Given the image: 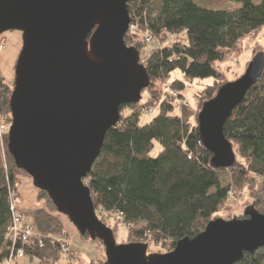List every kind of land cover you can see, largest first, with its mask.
Listing matches in <instances>:
<instances>
[{
	"label": "trees",
	"instance_id": "16d2710c",
	"mask_svg": "<svg viewBox=\"0 0 264 264\" xmlns=\"http://www.w3.org/2000/svg\"><path fill=\"white\" fill-rule=\"evenodd\" d=\"M224 1L240 4V8H219ZM127 11L130 24L138 25L134 33L139 38L135 41L134 34L126 35L128 47L139 51L146 35H163L165 39L167 34L181 32L187 42L153 49L140 60L150 79L144 91L146 102L120 107V122L106 133L100 154L83 182L96 213L120 216L129 243L146 246L147 254L150 246L168 253L178 241L203 232L230 195L240 197L245 191L249 199L245 209L252 206L264 214V70L224 124V137L235 152V163L228 169L209 166L212 155L198 142L196 113L183 109L175 114V102L163 89L166 82L184 100L181 92L189 82L210 78L212 84L196 98L199 107L211 99L226 83L216 64L236 49L239 39L264 27V0H129ZM175 71L181 78L172 79ZM11 91L0 76V117L4 121H11ZM155 102L157 114L140 124L143 110ZM155 143L159 150L152 157ZM23 174L27 175L8 153L4 133L0 138V263L10 253L6 239L11 223L9 192L19 194L15 184ZM38 198L53 207L45 192L39 191ZM18 210L31 218L36 232L65 234L63 222L53 213L44 209L22 212L20 204ZM52 211L56 212L54 207ZM243 218L242 214L239 219ZM79 237L91 242L88 236ZM50 250L27 248L26 256L54 264L60 256ZM236 264H264V248L245 253Z\"/></svg>",
	"mask_w": 264,
	"mask_h": 264
},
{
	"label": "water",
	"instance_id": "95a60500",
	"mask_svg": "<svg viewBox=\"0 0 264 264\" xmlns=\"http://www.w3.org/2000/svg\"><path fill=\"white\" fill-rule=\"evenodd\" d=\"M129 0H0V36L21 33L9 99L7 150L15 166L45 192L79 236L100 241L101 264H236L264 248V214L216 218L173 251L147 254L142 244H117L96 216L83 180L120 107L136 105L150 84L139 51L125 44ZM264 70L256 53L243 75L220 86L196 116L198 142L212 169H228L235 152L223 127Z\"/></svg>",
	"mask_w": 264,
	"mask_h": 264
},
{
	"label": "rangeland",
	"instance_id": "374dc122",
	"mask_svg": "<svg viewBox=\"0 0 264 264\" xmlns=\"http://www.w3.org/2000/svg\"><path fill=\"white\" fill-rule=\"evenodd\" d=\"M258 1V0H255ZM221 9H227V10H236L240 8V4L236 3H230L228 1H224L221 6H219ZM135 30L137 29V26L135 23L131 25ZM132 30V28H130ZM134 30V29H133ZM134 34V35H133ZM131 36L132 39L134 38L135 41L137 39L139 40L138 36H135V33L132 31L127 32V36ZM1 39H3L4 47L3 49L0 48V76L2 77L4 83L8 86V88L12 89L13 87V81H14V68L15 63L17 60V57L19 55V52L21 50L22 41H21V34L19 32H8L0 36V44L2 43ZM251 42H249L247 45H245L242 48L236 47V49L231 52L227 58L220 63H217V68L224 73V82H232L240 78L245 68L247 67L248 63L251 61L253 56L258 52L264 53V27L258 31L253 33V37H251ZM179 41V42H187L186 34L185 32L181 33H174V34H167L166 38L164 39L163 35L160 36H153V35H146L143 39V42L140 45L139 55L140 60L144 61L150 52L153 49L160 48V47H167L171 45L173 42ZM237 63V64H236ZM175 78H181L179 73L177 71L173 72L172 79ZM212 79H203V80H193L189 82L183 92H181V95L184 97V100L180 99L178 96L171 97L172 100L175 102V107L177 110L175 111V114H180L183 109L194 111L197 114L199 113L201 107H199V101L196 98V95L200 93L202 89L205 87H208L212 84ZM167 84L164 82V85ZM169 85V84H168ZM217 91V90H216ZM215 91V92H216ZM167 92V91H166ZM214 92V94H215ZM168 93V92H167ZM213 94V95H214ZM148 95L142 92V101L143 103L146 102V98ZM164 99V98H163ZM205 102V101H204ZM203 104V103H202ZM201 104V106H202ZM157 105L158 103L155 102L153 106L148 107L147 109L143 110V115L140 118V124H145L149 122L152 118V116L157 114ZM147 113H150L149 115ZM152 115V116H150ZM11 119V115L9 116ZM0 122L5 127H10L11 121H4L0 117ZM3 137V134H1L0 138ZM159 150V146L155 143L154 148L151 151V156L156 157ZM17 187L18 192L17 198H22L23 205L28 202V198L32 199V202L35 205L41 206L40 209L47 210L48 212L53 213L55 216L59 217L61 221L64 224L65 228V234L61 233H53V234H41L36 232L32 227V222L30 217H24V224L30 227L31 231L33 233L42 235V236H49L54 239L59 240H65L68 241L70 244V248L76 252L78 258L73 257H67L65 253L61 252L58 254L59 260L54 264H101L105 262V252L104 248L100 243L95 241H85L82 240L79 237L78 232L76 231L75 227L70 223V221L63 215H60L59 213L52 211L53 207H51L45 199H39L38 198V190L35 189L32 185V180L28 175H22L20 176V180L17 181ZM21 192V193H20ZM25 197V201H24ZM249 199L247 197V193L241 192L240 197L237 194L236 198L233 197L230 198L225 205L224 209L221 210L217 218L223 219V220H231L232 218H240L242 214L244 213L245 206L248 205ZM53 206V205H52ZM96 213V212H95ZM100 219H99V217ZM96 216L100 222H102L101 219L107 221V225L103 223L106 227L112 230V233L114 235L115 241L117 244H129L127 238V227L121 223V218L117 214L113 213H96ZM104 221V222H105ZM63 235V237L60 236ZM59 245H54V248ZM60 247V246H59ZM59 247H56L55 249L59 250ZM54 250V249H53ZM51 251V250H50ZM148 254L150 253H158V254H165L167 251L159 246H150L148 249ZM56 252L55 254H57ZM10 264H53L48 262H40L36 259H32L25 256L14 260L13 262H10Z\"/></svg>",
	"mask_w": 264,
	"mask_h": 264
},
{
	"label": "built area",
	"instance_id": "2783aa9c",
	"mask_svg": "<svg viewBox=\"0 0 264 264\" xmlns=\"http://www.w3.org/2000/svg\"><path fill=\"white\" fill-rule=\"evenodd\" d=\"M132 28V30L130 29ZM134 29V30H133ZM129 31H135V28H133L130 24ZM253 33L251 32L244 36L243 38L239 39L237 41L236 47H244L249 42H251V37H253ZM2 43L0 44V48L3 49L4 42L3 39H1ZM237 64V63H236ZM164 88H166V91L168 92V95L170 97H176L178 96L177 92H174L168 84L164 85ZM150 114V113H148ZM9 130V126L5 127L0 122V136L1 134L7 133ZM17 187V184H15V188ZM17 194L10 190L9 192V205L11 210V223L7 228L6 233V239L10 242V253L8 255V258H6L2 263L0 264H10V262H13L16 259L22 258L26 256V249H51L53 251H57L59 254L61 252L65 253L67 257H73L77 258L73 250L70 248V244L68 241L65 240H59L54 239L49 236H42L36 233H33L30 229V227L24 224V217L23 214L18 210V206L20 204V199L17 198ZM233 198V195L229 196V199ZM120 217V216H119ZM61 237L63 235L60 234ZM59 245L56 247H59L58 249L54 248V245ZM18 245H21L22 248L17 247Z\"/></svg>",
	"mask_w": 264,
	"mask_h": 264
},
{
	"label": "crops",
	"instance_id": "0c3cea01",
	"mask_svg": "<svg viewBox=\"0 0 264 264\" xmlns=\"http://www.w3.org/2000/svg\"><path fill=\"white\" fill-rule=\"evenodd\" d=\"M21 193V192H20ZM28 202H26L24 205L22 203V198H21V203H20V210L22 212H25V211H28V210H31V209H40L41 206H38V205H35L33 202H32V199L31 198H28ZM24 201H25V197H24ZM22 259V258H21ZM32 260V259H31Z\"/></svg>",
	"mask_w": 264,
	"mask_h": 264
},
{
	"label": "flooded vegetation",
	"instance_id": "af4514ba",
	"mask_svg": "<svg viewBox=\"0 0 264 264\" xmlns=\"http://www.w3.org/2000/svg\"><path fill=\"white\" fill-rule=\"evenodd\" d=\"M21 34V33H20Z\"/></svg>",
	"mask_w": 264,
	"mask_h": 264
}]
</instances>
